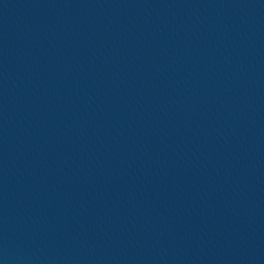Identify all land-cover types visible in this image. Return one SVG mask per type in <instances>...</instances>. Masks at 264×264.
I'll list each match as a JSON object with an SVG mask.
<instances>
[{"label": "water", "instance_id": "water-1", "mask_svg": "<svg viewBox=\"0 0 264 264\" xmlns=\"http://www.w3.org/2000/svg\"><path fill=\"white\" fill-rule=\"evenodd\" d=\"M0 264H264V0H0Z\"/></svg>", "mask_w": 264, "mask_h": 264}]
</instances>
